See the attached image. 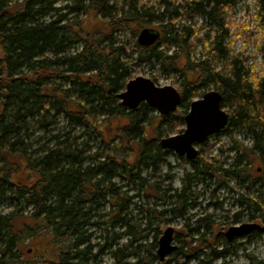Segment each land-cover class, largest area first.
<instances>
[{
  "label": "trees",
  "instance_id": "1",
  "mask_svg": "<svg viewBox=\"0 0 264 264\" xmlns=\"http://www.w3.org/2000/svg\"><path fill=\"white\" fill-rule=\"evenodd\" d=\"M241 1L0 0V201L18 204L0 212V264H29L19 258L27 255L28 236L40 237L43 253L59 264H90L113 249L121 236L109 235L106 225L122 223L118 213L126 194L115 181L134 183L143 167L164 165L173 152L163 149L160 140L184 131L179 128L185 126L188 104L211 87L230 110L224 133L250 135L256 144L245 147L233 140L228 151L235 156L228 167L201 157L186 159L194 173L185 175L182 191L172 197L178 214L183 216L195 184L227 186L236 181L264 192V168L253 177L250 159L255 152L264 166V70L256 74L248 59L236 54V27L228 19ZM255 1L257 30L264 35V0ZM63 3L67 5L58 7ZM196 16L207 20L199 24ZM146 28L161 34L152 47L138 43ZM202 33L205 50L197 59L194 50ZM144 63L183 78L178 90L182 103L174 114L161 116L145 103L132 111L121 104L119 95L132 80L133 69ZM36 131L43 135L34 141ZM107 198L116 201L112 208L117 211L108 223L98 213ZM238 201L252 220H264L258 199L242 194ZM243 214L236 213L235 221ZM201 221L207 233L195 248L189 240L184 255L196 258L193 251L200 248L213 249L215 258L233 254L215 252L226 244L219 232L207 238L213 216ZM101 226L107 228L105 244L90 246L92 235L85 236L84 228ZM61 240L69 245L58 252ZM122 253L112 255L121 260Z\"/></svg>",
  "mask_w": 264,
  "mask_h": 264
},
{
  "label": "rangeland",
  "instance_id": "2",
  "mask_svg": "<svg viewBox=\"0 0 264 264\" xmlns=\"http://www.w3.org/2000/svg\"><path fill=\"white\" fill-rule=\"evenodd\" d=\"M66 5L67 3H63L58 5V7ZM254 8L255 4L253 0H242L235 7L233 14L228 19L229 23L236 27V33L234 34L237 39L235 45L236 54L248 59L249 67H255L254 72L259 74L264 70V35L257 30ZM79 18L87 19L85 15H81ZM199 37L202 40H199L194 50L197 59H199L201 53L205 50L203 33ZM131 46L132 59H136L138 53L136 48H134L133 42ZM174 50L172 49V51ZM135 62L136 60L133 61V63ZM137 77H145L153 81L157 80L156 85L159 87L172 86L177 90L181 88L183 81L180 75L163 72L158 64L152 66L149 63L135 66L132 79ZM212 88L215 89V87H211L209 90ZM209 90H205L204 92ZM189 110L190 106L188 104ZM226 111H229V108H226ZM179 129L184 130L185 126ZM34 134L33 138L36 141V139L38 140L43 135V132L38 133L36 131ZM177 134L179 133H174L173 135ZM233 140L238 141L240 144L251 145L248 137L243 133H233L232 136L227 133H220L213 136L204 146H199V150H203L201 154L202 158L209 162L213 160L218 161L219 166L221 162L229 166V164L233 163L235 155V152L228 151V149L234 146ZM45 142L46 140L42 144ZM92 145L91 147L97 148V146ZM38 147L36 146L35 148ZM83 147L81 146L80 148ZM185 160V157L181 158L173 152L165 160V164L159 165L157 170H155L156 167L149 169L143 167L140 181L134 183L122 179L115 181L120 192L126 193L122 201V211L118 213L123 221L115 226L106 225V227L108 228L109 235H120L121 239L113 249L91 260L90 264H118L119 261H121V264H169L170 260H173L170 264H257L264 262V220H252L247 211H245V208L241 207L238 201L242 194H247L251 199H258L264 205V192L253 188L250 190L245 189V187L239 185L236 181H231L227 186L212 185L207 187L206 184H195L191 191L193 194L192 199L189 200V204L187 201L182 210L183 216H181L178 214L179 210L175 207L176 201L172 197L177 192L180 193L182 191L185 175L187 173H194V168L185 162ZM251 162V167L254 169L260 165L256 162L254 163V161ZM258 173L260 172L255 171V176ZM186 196L188 197V193ZM110 201L111 203L109 202V198L106 201L103 200L101 209L98 211L100 215H103L100 220L107 223L111 219L110 215L117 214L116 208H112V205L116 201ZM17 205L11 201L1 200L0 212H10ZM155 212H157V215H155ZM239 212L244 213L243 218L241 221H235L234 216ZM261 213L264 212L262 211ZM207 215L213 216L214 228L210 230L211 233L217 234L219 231L225 233L232 226L251 223L259 224L261 229L256 233L234 241H227L225 239L226 244H220L215 249L216 253L226 249L231 250L234 252L231 255L215 258L213 249L200 248L193 251L196 258L189 260L184 255V253H188V241H193V248L198 246L197 240L205 232V223L201 219ZM170 227L175 230L174 244L178 246V250L183 249V251H177L170 255L165 262H160L157 255L158 242L163 233ZM198 227H202L201 231L196 229ZM105 228L103 226L95 229L84 228L83 232L86 233L85 236L92 235L89 242L90 246L95 247L98 244H105V236L107 235L106 230H104ZM45 231L47 230L43 228L42 232ZM128 232H132L133 235L129 236ZM207 238L210 237L207 236ZM40 239V237L32 236L25 238L24 245L27 249V255H21L19 257L20 261L25 260L29 264H59L57 258L43 253ZM68 245V240H61L57 244L56 249L58 252L66 251ZM117 250L123 252L119 255L121 260L116 259L112 255V252ZM97 252V248L93 249L94 255ZM70 255L72 256L73 254ZM128 255H131V257L128 258ZM205 260L208 262H205Z\"/></svg>",
  "mask_w": 264,
  "mask_h": 264
},
{
  "label": "water",
  "instance_id": "3",
  "mask_svg": "<svg viewBox=\"0 0 264 264\" xmlns=\"http://www.w3.org/2000/svg\"><path fill=\"white\" fill-rule=\"evenodd\" d=\"M160 32L146 28L138 37L139 45L152 47L160 39ZM121 104L128 110H137L143 103L155 109L161 116L174 114L182 103L180 92L172 87H159L145 77H137L128 82L126 89L119 95ZM223 95L217 90L205 93L195 99L188 114L185 116V129L182 133L165 137L160 145L165 150L174 152L177 156L192 161L199 155L198 146L206 144L211 137L221 133L229 124L228 112L223 107ZM261 229L258 224H243L231 227L225 234L228 241L251 235ZM175 230L168 228L158 242L157 255L160 262L178 251L174 244Z\"/></svg>",
  "mask_w": 264,
  "mask_h": 264
},
{
  "label": "bare ground",
  "instance_id": "4",
  "mask_svg": "<svg viewBox=\"0 0 264 264\" xmlns=\"http://www.w3.org/2000/svg\"><path fill=\"white\" fill-rule=\"evenodd\" d=\"M254 1V4H255V8H254V12H256V1L255 0H253ZM242 2V1H241ZM241 2H239V3H241ZM199 20H201V21H204V20H207L206 19V17H204V16H196V18H195V21L196 22H198L199 24H201L200 22L201 21H199ZM190 23L188 22V25H189ZM203 40H205V38H204V36H203ZM214 88H212L211 90H213ZM211 90H209V91H211ZM214 90H216V89H214ZM209 91H207V92H209ZM207 92H205V93H207ZM204 93V94H205ZM203 94V95H204ZM225 110H226V108H224ZM228 112V115H229V120H230V116H231V114H230V110L229 111H227ZM229 123H230V121H229ZM228 126H229V124H228ZM228 126H226L222 131H221V133H224V131L228 128ZM229 134L230 136H232V134L233 133H240V132H238V131H233V132H225V134ZM218 135V134H217ZM246 135V134H245ZM215 136V135H214ZM247 137H248V140H249V143L251 144V145H245V144H241V145H243V146H245V147H251V146H254L256 143H255V140H254V138L252 137V136H250V135H246ZM212 138V137H211ZM205 145V144H204ZM204 145H200V146H204ZM198 149H199V146H198ZM203 151V150H202ZM202 151H200L199 150V155L197 156V158L195 159V160H197L199 157H201L202 158ZM258 152H261V150H260V148L257 150ZM231 152H235V151H231ZM251 154H255V156H257V153H251ZM235 156V155H234ZM192 161H194V160H192ZM188 162H189V160H188ZM223 165V167L224 166H226V167H228V165H226V163H224V162H221V165L220 166H222ZM255 189V188H254ZM251 224H253V223H251ZM255 224H257V223H255ZM259 225V224H258ZM239 226H241V225H239ZM232 227H234V226H232ZM231 228V227H230ZM229 228V229H230ZM228 229V230H229ZM205 230V232L203 233V235L204 234H206L207 233V231H206V229H204ZM227 230V231H228ZM226 231V232H227ZM259 231V230H258ZM258 231H255L254 233H256V232H258ZM226 232L224 233V236H225V234H226ZM209 234H207L206 236H209V237H211L212 235H213V233H211V231H209L208 232ZM225 239H226V236H225ZM227 240V239H226ZM234 240H236V239H234ZM233 240V241H234ZM189 260H192V259H189ZM205 262H208L207 260H205Z\"/></svg>",
  "mask_w": 264,
  "mask_h": 264
},
{
  "label": "flooded vegetation",
  "instance_id": "5",
  "mask_svg": "<svg viewBox=\"0 0 264 264\" xmlns=\"http://www.w3.org/2000/svg\"><path fill=\"white\" fill-rule=\"evenodd\" d=\"M250 159H251V161H254V163L256 162L257 164H260L259 167L255 168V171H258L260 173H258L257 176H255V174L253 175V177L257 178L262 174V172H263L262 167L264 168V166H263L262 162L260 160H258V158L256 156L250 155ZM219 233L224 236V233H222L220 231H219ZM224 238H225V236H224Z\"/></svg>",
  "mask_w": 264,
  "mask_h": 264
}]
</instances>
